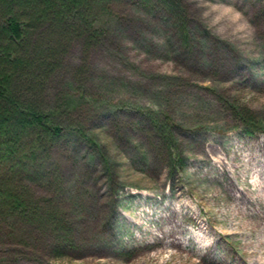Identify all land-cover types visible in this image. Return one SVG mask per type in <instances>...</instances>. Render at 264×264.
Segmentation results:
<instances>
[{
  "label": "rangeland",
  "instance_id": "374dc122",
  "mask_svg": "<svg viewBox=\"0 0 264 264\" xmlns=\"http://www.w3.org/2000/svg\"><path fill=\"white\" fill-rule=\"evenodd\" d=\"M181 1L188 42L179 27L170 45L161 23L145 25L142 39H153L157 51L127 39L125 60L98 46L88 78L113 104L121 99L181 125L175 150L183 162L158 154L144 160L138 138L150 143L149 130L121 138L119 128L137 130L138 114L112 122L120 147L96 130L111 162L109 172L99 160L94 176L100 217L94 202L82 208L77 249L59 262L49 241L17 252L13 244L4 247L1 253L17 264H264V214L257 204L264 200V0ZM73 46L65 70L49 85L50 97L80 62V45ZM242 110L255 120L252 135Z\"/></svg>",
  "mask_w": 264,
  "mask_h": 264
},
{
  "label": "trees",
  "instance_id": "16d2710c",
  "mask_svg": "<svg viewBox=\"0 0 264 264\" xmlns=\"http://www.w3.org/2000/svg\"><path fill=\"white\" fill-rule=\"evenodd\" d=\"M184 8L181 0H0V264H17L1 253L4 247L13 244L17 252L18 246L39 241L50 242L59 262L67 250L77 249L74 232L83 226L82 208L86 211L92 201L100 217L94 176L99 160L109 172L111 162L96 130H105L120 147L112 122L138 114L137 130L119 128L121 138L132 140L136 132L149 130L150 143L138 138L144 160L158 154L183 162L175 150L181 125L169 119L170 124L166 114L157 118L125 106L121 99L113 104V97L91 86L88 76L89 57L98 46L125 60L127 39L157 51L153 39H142L145 25L161 23L170 45L179 27L188 42ZM76 43L80 62L50 97L49 85L65 70ZM239 117L252 135L255 120L244 110Z\"/></svg>",
  "mask_w": 264,
  "mask_h": 264
},
{
  "label": "bare ground",
  "instance_id": "6f19581e",
  "mask_svg": "<svg viewBox=\"0 0 264 264\" xmlns=\"http://www.w3.org/2000/svg\"><path fill=\"white\" fill-rule=\"evenodd\" d=\"M237 197H239L241 200H243L244 203H248L249 202L248 199H247V196L244 193H240L239 195H237ZM257 204H258V207H260V210H262V213L264 214V200L260 201V199H259ZM244 211L245 212H251L252 214H254L255 213V208H253V207H249L248 208V207L245 206Z\"/></svg>",
  "mask_w": 264,
  "mask_h": 264
}]
</instances>
